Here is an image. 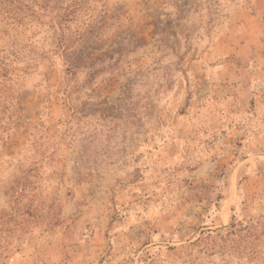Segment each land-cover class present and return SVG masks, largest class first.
I'll use <instances>...</instances> for the list:
<instances>
[{"label": "rangeland", "instance_id": "1", "mask_svg": "<svg viewBox=\"0 0 264 264\" xmlns=\"http://www.w3.org/2000/svg\"><path fill=\"white\" fill-rule=\"evenodd\" d=\"M0 264H264V0H0Z\"/></svg>", "mask_w": 264, "mask_h": 264}]
</instances>
